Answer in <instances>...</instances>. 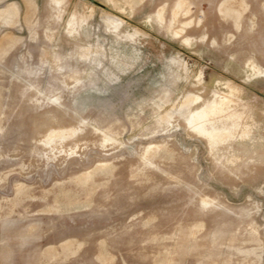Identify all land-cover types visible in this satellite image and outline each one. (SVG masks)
I'll list each match as a JSON object with an SVG mask.
<instances>
[{"label": "rangeland", "instance_id": "374dc122", "mask_svg": "<svg viewBox=\"0 0 264 264\" xmlns=\"http://www.w3.org/2000/svg\"><path fill=\"white\" fill-rule=\"evenodd\" d=\"M94 1L0 0V264H264V0Z\"/></svg>", "mask_w": 264, "mask_h": 264}, {"label": "water", "instance_id": "95a60500", "mask_svg": "<svg viewBox=\"0 0 264 264\" xmlns=\"http://www.w3.org/2000/svg\"><path fill=\"white\" fill-rule=\"evenodd\" d=\"M89 2H90V3H92V4H93V3H95V1H94V0H89ZM106 11H109V10H108V9H106ZM259 95H260V94H259Z\"/></svg>", "mask_w": 264, "mask_h": 264}, {"label": "bare ground", "instance_id": "6f19581e", "mask_svg": "<svg viewBox=\"0 0 264 264\" xmlns=\"http://www.w3.org/2000/svg\"><path fill=\"white\" fill-rule=\"evenodd\" d=\"M109 12V11H108Z\"/></svg>", "mask_w": 264, "mask_h": 264}]
</instances>
